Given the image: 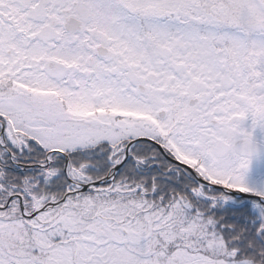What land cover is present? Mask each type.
I'll return each instance as SVG.
<instances>
[{
	"label": "snow or ice",
	"instance_id": "snow-or-ice-1",
	"mask_svg": "<svg viewBox=\"0 0 264 264\" xmlns=\"http://www.w3.org/2000/svg\"><path fill=\"white\" fill-rule=\"evenodd\" d=\"M0 264H264V0H0Z\"/></svg>",
	"mask_w": 264,
	"mask_h": 264
}]
</instances>
